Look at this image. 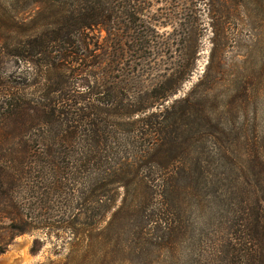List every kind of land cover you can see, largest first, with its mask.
Listing matches in <instances>:
<instances>
[{"label": "trees", "instance_id": "1", "mask_svg": "<svg viewBox=\"0 0 264 264\" xmlns=\"http://www.w3.org/2000/svg\"><path fill=\"white\" fill-rule=\"evenodd\" d=\"M33 4L42 20L50 21L49 29L25 31L20 42L4 39L0 46L3 55L38 67L32 82H41L34 83L39 96L29 98L9 88L4 92L0 83V128L7 137L0 142V254L15 235L51 224L73 238L64 245L63 261L42 264H94L111 252L120 228L133 240L142 242L155 232L169 243L177 230L195 223L207 241H212L214 226L230 230L231 240L224 245L241 246V264H264V154L256 140L247 134L256 146L241 164V194L230 196L205 145L213 134L212 111L202 89L170 100L180 89L181 75L166 74L140 95L136 87L110 84L109 79L124 81L125 75L103 70L106 59V65L116 62L113 55L124 51L123 43L132 41L140 51L142 32L149 26L137 25L138 3ZM14 21L26 19L14 16ZM98 27L107 30L103 54L112 53L111 58L86 52L90 43L83 36ZM90 57V72L103 71L93 75L95 86L87 83L82 91L74 86L77 75L69 73V65ZM108 194L115 202L120 197L119 204H108L101 217L94 205ZM191 249L196 251V245ZM200 259L190 256L187 264Z\"/></svg>", "mask_w": 264, "mask_h": 264}, {"label": "rangeland", "instance_id": "2", "mask_svg": "<svg viewBox=\"0 0 264 264\" xmlns=\"http://www.w3.org/2000/svg\"><path fill=\"white\" fill-rule=\"evenodd\" d=\"M43 1L0 0V46L4 39H10L13 45L20 42L25 31L49 29L46 26L51 23L42 20L39 7L33 9L34 2ZM135 1L139 11L137 25L149 26L148 31L142 32L143 42L137 46L140 51L132 47V41H127L122 44L124 51L113 55L116 62L106 65L110 60L103 50L109 36L107 30L98 27L83 36L90 43L86 52L105 57L103 70L112 71L117 77L125 75L124 81L109 79L113 81L110 84L136 87L142 90L140 95L144 94L145 87H151L166 74L181 75L180 89L170 100L202 89V94L209 96L212 111L213 134L208 135L205 145L212 150L210 158L216 165L217 179L224 177L228 195H240L241 164L251 154L249 149L257 145L264 154V0ZM14 16L26 21L16 23ZM145 34L149 39L146 43ZM138 55H143L144 59ZM93 61L90 57L84 64L81 61L69 65V73L77 75L73 84L82 91L87 83L95 86L93 75L103 71L95 68L90 72L92 67L87 65ZM35 72L38 74L40 69L36 66L32 69L15 56L0 53V83L5 84L4 92L9 88L19 91L24 98L38 97L37 85L41 82H32ZM248 123L257 131L247 126ZM247 134L256 140V145ZM6 138L0 128V142ZM221 153L225 157L219 161L217 157ZM254 178L257 180L249 175L250 180ZM260 179L264 181L263 176ZM104 200L94 205L101 217L106 215L108 204L114 203L116 197L108 194ZM119 200L120 197L115 203L119 204ZM6 225L8 221H4L3 226ZM48 225L10 239L5 252L0 254V264L63 261L68 252L64 245H68L73 236L63 228ZM104 225L102 222L101 226ZM123 228L119 229L120 236L116 234L113 239L115 243H110L111 252L94 264H187L190 256L201 258L197 264H241V246L237 242H230L227 248L224 245L231 240L230 230L214 226L209 231L212 241H207L206 235L203 238L193 223L177 230L170 237L171 242L163 243L155 232L142 242L133 240L132 236L124 234ZM131 230L127 229L128 233ZM193 244L196 251L191 249Z\"/></svg>", "mask_w": 264, "mask_h": 264}]
</instances>
